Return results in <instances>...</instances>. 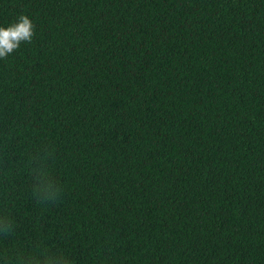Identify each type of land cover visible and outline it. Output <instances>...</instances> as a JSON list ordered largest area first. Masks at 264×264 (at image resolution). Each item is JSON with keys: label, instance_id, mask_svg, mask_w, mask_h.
Returning <instances> with one entry per match:
<instances>
[{"label": "trees", "instance_id": "trees-1", "mask_svg": "<svg viewBox=\"0 0 264 264\" xmlns=\"http://www.w3.org/2000/svg\"><path fill=\"white\" fill-rule=\"evenodd\" d=\"M21 15L0 264H264V0H0Z\"/></svg>", "mask_w": 264, "mask_h": 264}, {"label": "clouds", "instance_id": "clouds-1", "mask_svg": "<svg viewBox=\"0 0 264 264\" xmlns=\"http://www.w3.org/2000/svg\"><path fill=\"white\" fill-rule=\"evenodd\" d=\"M33 35L32 22L25 15H21L16 23L0 27V59L6 58L8 54L19 48L21 42L30 43ZM40 191L47 194L46 200L51 201L58 197L60 188L48 183Z\"/></svg>", "mask_w": 264, "mask_h": 264}]
</instances>
